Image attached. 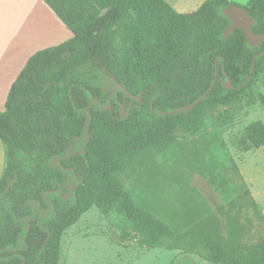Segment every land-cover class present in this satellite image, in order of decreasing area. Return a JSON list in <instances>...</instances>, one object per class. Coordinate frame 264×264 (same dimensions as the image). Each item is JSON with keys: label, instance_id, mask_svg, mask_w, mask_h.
<instances>
[{"label": "trees", "instance_id": "obj_1", "mask_svg": "<svg viewBox=\"0 0 264 264\" xmlns=\"http://www.w3.org/2000/svg\"><path fill=\"white\" fill-rule=\"evenodd\" d=\"M43 1L72 36L27 59L0 111V264H58L62 233L92 205L123 218L120 242L212 264H264V216L243 184L230 188L195 160L226 204L221 234L217 217L183 226L123 181L146 145L162 150L179 134L204 138L209 111L230 106L264 70V38L249 46L238 28L223 37L231 22L222 12L244 8L252 32L264 35V0H205L189 13L165 0ZM215 76L188 111L159 113L194 102ZM244 137V148L264 152V122L248 123ZM211 167L218 169L214 160ZM239 190L261 228L245 248L237 246L244 227L231 214Z\"/></svg>", "mask_w": 264, "mask_h": 264}, {"label": "rangeland", "instance_id": "obj_2", "mask_svg": "<svg viewBox=\"0 0 264 264\" xmlns=\"http://www.w3.org/2000/svg\"><path fill=\"white\" fill-rule=\"evenodd\" d=\"M204 0H189L181 11H194ZM246 5L248 0H229ZM4 106L0 104V111ZM264 122V70L253 77L230 106L209 111L206 136L179 134L162 149L146 145L123 176L136 199L164 211L183 226L201 216H215L221 234L225 219L221 211L226 204L206 176L200 174L195 160L205 172H213L226 180L227 186L243 184L259 205L264 216V152L244 148L245 127L252 121ZM197 155V156H196ZM218 169L211 167V161ZM4 157L1 167L3 168ZM236 167L232 168V164ZM231 197L235 205L232 217L244 227L237 246L257 242L261 228L242 190ZM125 223L114 213L104 214L92 205L61 235L58 264H212L194 253L164 247L144 248L120 242L117 226Z\"/></svg>", "mask_w": 264, "mask_h": 264}, {"label": "crops", "instance_id": "obj_3", "mask_svg": "<svg viewBox=\"0 0 264 264\" xmlns=\"http://www.w3.org/2000/svg\"><path fill=\"white\" fill-rule=\"evenodd\" d=\"M165 1L178 12H192L181 11L189 0ZM71 36L72 32L43 0H0V104L4 106L12 82L33 53ZM3 152L0 141V174Z\"/></svg>", "mask_w": 264, "mask_h": 264}, {"label": "water", "instance_id": "obj_4", "mask_svg": "<svg viewBox=\"0 0 264 264\" xmlns=\"http://www.w3.org/2000/svg\"><path fill=\"white\" fill-rule=\"evenodd\" d=\"M222 12L226 17L230 19V22H231L230 25L224 30L223 37H226L233 29L238 28L244 32L249 46L257 45L264 38L263 34H255L252 32L251 26L253 24V19L250 17L249 13L244 8L230 4L227 7L223 8ZM254 60H255V56L253 57L251 73L253 72V68H254ZM216 73H217V69H216ZM250 77H251V74L248 76V79ZM215 81H216V76L212 84L210 85V87L194 102L184 105L174 110L163 111V112L161 111L159 113L168 114V113H174V112H179V111H188L189 109L194 107L196 104H198L208 94V92L213 88ZM223 85L228 88L233 87L229 80L224 82ZM117 86L118 84H116L114 89Z\"/></svg>", "mask_w": 264, "mask_h": 264}]
</instances>
